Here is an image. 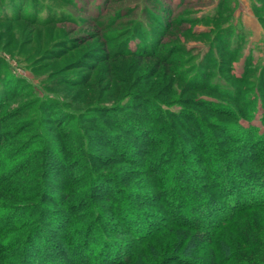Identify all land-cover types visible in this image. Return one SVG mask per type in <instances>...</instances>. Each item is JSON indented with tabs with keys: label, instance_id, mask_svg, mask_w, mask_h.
Masks as SVG:
<instances>
[{
	"label": "rangeland",
	"instance_id": "374dc122",
	"mask_svg": "<svg viewBox=\"0 0 264 264\" xmlns=\"http://www.w3.org/2000/svg\"><path fill=\"white\" fill-rule=\"evenodd\" d=\"M218 1L0 0V86L14 82L0 97V264H20L23 256H32L34 236H28L32 241L26 248L22 240L30 227L28 220L41 208L45 216L54 210L63 214L61 222H69L70 233L58 237V245L71 254L85 247L80 263L92 262L90 254L103 235L131 250L128 255L135 256L131 264H157L159 255L176 250L172 229L160 231L145 244L136 240L122 218L124 192L130 198L126 207L147 211L145 215L161 229L169 225L171 213L164 196L173 180L171 171L185 155L191 168L206 167L199 153L202 148L188 132L197 118L212 124L222 145L236 152L241 143L236 138L248 131L246 107L251 103L259 108L249 111L256 114L257 124L263 112L264 0H228L231 13L218 9ZM220 13L221 17L211 19ZM227 26L233 28L232 38L227 31H217ZM145 44L148 47L143 48ZM144 51L156 55L139 61L135 56ZM121 52L131 56H120L116 63L112 56ZM247 57L250 71L239 84L236 78H241ZM82 60L88 66L79 67ZM110 72L117 78H110ZM130 72L134 85L126 91ZM155 93L159 110L168 119L166 125L160 122L166 129L164 142L170 138L175 142L169 153L159 157L164 180L142 154L136 158L126 148L114 150L105 137L96 141V131L85 125L89 118L98 120L90 106L146 112L134 106L140 100L136 96L155 97ZM230 97L242 101L235 103ZM47 104L55 106L58 116L44 112ZM99 114L102 117L104 112ZM229 126L235 128L231 138ZM66 145L71 146V154L62 177L49 162L56 155L63 158ZM207 173L199 171V179L209 181ZM45 216L38 236L52 239L57 225L44 221ZM242 219V229L264 228V214L256 210ZM232 238L237 240L235 233ZM73 244L77 251L71 250ZM202 247L196 241L195 248ZM235 250L242 256L250 251L242 242ZM258 257L255 251L253 258L258 261Z\"/></svg>",
	"mask_w": 264,
	"mask_h": 264
},
{
	"label": "trees",
	"instance_id": "16d2710c",
	"mask_svg": "<svg viewBox=\"0 0 264 264\" xmlns=\"http://www.w3.org/2000/svg\"><path fill=\"white\" fill-rule=\"evenodd\" d=\"M255 5H257L256 1ZM217 6L218 9H227V11L231 13L228 8V0H219ZM257 6L260 7V5ZM164 10L171 15V11H168V9ZM219 17H221V13L213 15L211 19L216 20ZM262 20L264 21V17H262ZM158 21L160 22V20ZM169 27L165 25V29L169 30ZM217 31H227V34H230L228 37L232 38V26L223 27ZM145 47H148V45L145 44L143 48ZM106 53L105 55L108 54ZM98 54L100 56L97 60L102 57V53L99 52V50ZM125 55L131 56L126 52H121L114 56L111 54L110 57L112 56V59L117 63L118 57ZM152 55L156 54L144 51L143 53L137 54L135 57L139 58V61H143L145 58L149 59ZM85 57L88 56L85 55ZM82 61H84V63L80 61L81 64L78 65L79 67L88 66L85 65L89 64L86 60ZM250 62L251 58L247 57L245 59L246 65L241 78H236L237 83H244V79L250 71ZM263 71L264 70L260 71L261 75L264 74ZM130 73L126 80L129 84L126 91H129L134 85V81H132L133 79L131 77V75H134L132 72ZM109 76L110 78L114 77L111 72ZM13 85L14 82L11 80H7V83L1 85L0 97L5 96ZM122 88L120 87V89ZM260 90L264 92L263 89ZM157 94L158 93H155V97L145 95L136 96L138 99L140 98V100L135 102L134 106L145 109L146 112L138 109V111L134 113L132 111L133 109L129 108H123L121 109L122 111H119V108L111 109L110 107L99 108L98 105L90 106V111L96 115L98 120L95 121L93 118H89L86 120L88 123H85V125L92 127L90 129L96 131V133L93 134L96 141L99 142L101 141L100 138L105 137L107 145L111 146L114 150L118 151L119 149L122 150V148H126L127 153L131 154V157L136 158L138 155L142 154L145 161L146 159L149 161V168L153 169L161 180H164L165 176L162 173L164 167L163 160H160L159 157L161 154L170 151L175 145V142H173V138L164 142V137H162L166 129L160 125V122L166 125L168 119L166 120L164 112L159 110L160 104L158 103ZM9 97H6V99ZM230 98L233 99L235 103L242 101V99ZM114 106H116V104L112 105V107ZM262 107L263 112H259L261 114L259 118L260 124L254 122L256 114L249 112L252 111V109L257 112L259 108L252 106L251 103L246 107L245 114L249 119L248 131L247 133L242 132L244 134L243 138L236 139L238 142H241L240 144L249 143L250 145L238 144L237 147L240 150L236 152H232V148L222 145L221 141L223 139L217 138L213 133L214 130L211 129V127H213L212 124H205L206 120L203 118H197L195 124L189 128L188 132L195 135L196 144L198 146L200 145L199 147L202 148V151L199 150V153L202 154L201 157H203V162H205L206 167L204 169L195 168V166L191 168V163L187 155H185V157L179 159L174 170L171 171L173 172V178H171L173 180L167 188L168 191H165L167 194L164 196L167 208L171 213V216H169L167 220L170 222L169 225H165L161 229L149 215H145L147 211L138 210L134 208V205L133 207L131 205L126 207L130 202V198L128 199V191L124 192L123 195L127 193V196L125 195L124 198L126 211L122 215V218L125 226L130 227V233H132L140 244H145L153 240L160 231L163 232L166 228L172 229L177 236L176 243L173 246L176 250H172L163 256L162 254L159 255L157 264H264V236L261 235V232H264V228L258 225L254 227L253 231H251L252 229L249 227L241 228L242 218L247 212L256 210L258 214H264V212H262L264 211V106ZM42 108L45 113H50V115H54V117L58 116L55 106L47 104ZM125 109L130 112L124 114L126 112ZM103 112L104 115L101 117L99 113ZM69 115L73 114L69 112ZM63 118V121H65L66 116ZM70 118L76 119L77 116H72ZM153 118H155L156 125L154 124ZM63 121L61 125L64 124ZM93 121H95V124H93ZM227 129L229 130L228 133L232 132V135L228 134V138L233 137L235 128L229 126ZM219 130L220 129H218V131ZM125 134L129 136H124ZM203 135H205V139L202 138ZM160 143L164 145L161 146L159 150H155V147ZM70 147L66 145L64 159L62 156L56 155V157L54 156V159L51 158L49 162L50 165H52L53 171L56 172L57 175H62V177L63 175L65 176L64 172L68 165L67 157L71 154L69 152ZM153 149L155 151L149 156V153ZM239 157L242 162H238ZM248 158L251 160L247 163ZM197 160H199V158ZM254 163H256V166H253ZM205 169L208 171L207 176L210 179L209 181L199 179V171ZM8 177L9 176H6L4 179ZM66 178H69V176H66ZM66 178L64 177V180H66ZM178 183L180 184L179 186H177ZM111 190L112 189L108 190V193H110ZM68 195L69 194H67V197ZM51 212L53 214L49 215V213L46 212L45 216L41 208V210H38L37 215L32 216V218L28 220L30 227L26 231V236L22 241L23 247L26 248V243L33 240V247L29 248V251L30 249L32 250L29 252L32 256L26 258L23 256L20 264H79L81 254L84 255L87 253L85 247H81L77 251V246L73 244L71 250L74 247V250L77 252L71 254L70 250L67 251L62 244L58 245V237L63 236L64 238L70 233V229L68 228L69 222H61L62 217H64L62 216L63 214L58 216L57 212L54 210ZM43 216H45L44 221L52 220L57 225L56 229L53 228L54 235H52V239L48 235L40 236V238L38 236V230L40 226H42L41 218ZM263 224L264 223H262V225ZM234 233L237 236V240L232 238ZM31 235L34 236L33 239L31 238L32 240L28 238V236L30 237ZM102 237L103 238L100 239V246L91 252L90 255H92L93 260L88 264L132 263L131 261H133L132 259L135 256L128 255V252L131 251L128 247L114 243L113 241L111 242L109 240L111 237L108 238L106 235ZM84 238L83 236V241ZM199 240L203 243V247L196 249V241ZM241 242L242 245L244 244V246L251 251V253L249 251V255L244 254L242 256L241 252L235 250L236 246ZM255 251H258V258H260L259 260L261 261H257V259L253 258ZM80 264L86 263L81 262Z\"/></svg>",
	"mask_w": 264,
	"mask_h": 264
}]
</instances>
